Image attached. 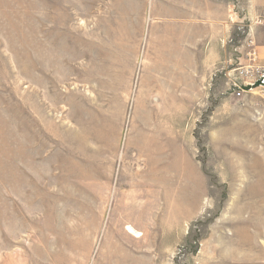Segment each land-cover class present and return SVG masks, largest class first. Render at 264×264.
<instances>
[{
  "label": "rangeland",
  "instance_id": "obj_1",
  "mask_svg": "<svg viewBox=\"0 0 264 264\" xmlns=\"http://www.w3.org/2000/svg\"><path fill=\"white\" fill-rule=\"evenodd\" d=\"M150 23L149 0H0V264H198L264 226V88L153 105Z\"/></svg>",
  "mask_w": 264,
  "mask_h": 264
},
{
  "label": "crops",
  "instance_id": "obj_2",
  "mask_svg": "<svg viewBox=\"0 0 264 264\" xmlns=\"http://www.w3.org/2000/svg\"><path fill=\"white\" fill-rule=\"evenodd\" d=\"M149 10V40L155 54L149 70L155 73L159 90L170 92L153 105L185 106L186 100H174L177 85L189 91V86L207 85L212 92H225L231 69L247 64L252 51L264 70V0H149ZM246 82L247 89L259 85L256 76ZM242 206L233 205L230 211L240 213ZM251 225L213 230L209 235L214 238L200 245L198 264H264V226ZM219 244L233 251L218 250Z\"/></svg>",
  "mask_w": 264,
  "mask_h": 264
},
{
  "label": "built area",
  "instance_id": "obj_3",
  "mask_svg": "<svg viewBox=\"0 0 264 264\" xmlns=\"http://www.w3.org/2000/svg\"><path fill=\"white\" fill-rule=\"evenodd\" d=\"M235 70H238L240 75L258 77V86L264 88V70L255 63V53L253 51L248 54V63L245 65H237ZM228 80L232 89H236L235 95L240 96L244 92L241 88L245 86L246 82L243 83L242 80H237L233 74L228 77Z\"/></svg>",
  "mask_w": 264,
  "mask_h": 264
},
{
  "label": "bare ground",
  "instance_id": "obj_4",
  "mask_svg": "<svg viewBox=\"0 0 264 264\" xmlns=\"http://www.w3.org/2000/svg\"><path fill=\"white\" fill-rule=\"evenodd\" d=\"M180 109H181V107H180ZM177 113L179 114V115H182V112H180V111H177ZM181 118L182 117H180L179 119H177L176 121H177V123H180V120H181ZM182 123V122H181ZM178 125V124H177ZM148 141V142H147ZM146 141V144H145V146H142V152L144 151L145 153L146 152H148V154H149V152L152 150V148H150V147H148V144L149 143H151L152 145H154L156 148H155V151L153 152V154H154V156L157 158V157H159V156H161V155H163L162 154V152H161V141H159V140H157V141H155V140H152V141H150V140H147ZM159 141V142H158ZM130 147H131V145H126L125 146V152L126 153H128L129 152V150H130ZM132 149H133V147H131ZM144 148V149H143ZM148 149L150 150V151H148ZM140 152V151H139ZM159 162L161 163V161H160V159H156L155 161H154V163L152 164V165H154V166H156V167H158L159 166ZM167 169V168H166ZM165 169V170H166ZM167 175V174H166ZM156 176V175H155ZM159 179V178H158ZM153 180V179H152ZM155 181V180H154ZM161 181V180H160ZM156 182V181H155ZM160 184V183H159ZM123 206H125V205H123ZM122 208V207H121ZM120 208V209H121ZM127 208V207H126ZM123 209H125V208H123ZM131 210L130 211V213H131V218L136 222L137 220H136V217L135 216H137V212H138V210L135 208V206H128V210ZM125 211V210H124ZM121 212V211H120ZM128 212V211H127ZM130 213H128V216H127V214H126V216H127V218L126 219H128V218H130ZM134 214H136V215H134ZM120 216V215H119ZM123 216V214L120 216V217H122ZM119 217V218H120ZM124 217V216H123ZM123 217H122V219H123ZM121 219V220H122ZM120 220V221H121ZM129 220V219H128ZM131 220V219H130ZM124 220H122V222H123ZM127 221V220H126ZM126 221L124 222V223H126ZM128 222V221H127ZM131 222H132V220H131ZM120 223V222H119ZM132 223H134V222H132ZM124 225V224H123ZM119 226V225H118ZM121 227V226H120ZM119 228V227H118ZM124 229H125V231L129 234V235H131L132 237H134V238H138V237H140L142 234H140V233H138L133 227H132V225L130 224V223H127V224H125V227H124Z\"/></svg>",
  "mask_w": 264,
  "mask_h": 264
}]
</instances>
